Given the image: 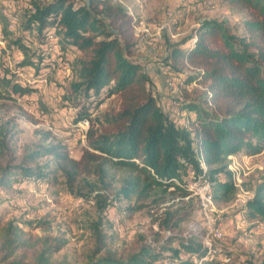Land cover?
I'll return each instance as SVG.
<instances>
[{"label":"trees","instance_id":"trees-1","mask_svg":"<svg viewBox=\"0 0 264 264\" xmlns=\"http://www.w3.org/2000/svg\"><path fill=\"white\" fill-rule=\"evenodd\" d=\"M228 2L245 16L242 34L226 22L203 20L187 39L169 45L157 73L164 70L168 82L182 83L170 107L160 102L156 75L133 58L139 40L123 5L113 0H23L12 13L18 24L13 30L9 13L0 11L6 24L1 39L11 38L9 46L23 55L22 66L36 74L51 67L52 43L60 58L73 62L69 99L79 107L75 122L90 123L79 159L61 142L27 146L18 153L3 132L0 189L45 185L58 176L72 188L94 177L110 191L95 190L87 199L101 212L112 203L108 196L137 202L154 198L156 227L135 253L117 255L107 249L109 237L100 220L93 227L96 246L87 264H222L204 259L200 234L189 236L188 229H181L195 211L194 199H186L191 195L186 182L202 173L200 154L216 203H231L239 188L228 169L229 158L264 150V0ZM2 68L0 99L32 92ZM190 68L198 71L186 73ZM117 172L126 173L120 183ZM254 191L245 205L247 215L264 220V181ZM49 225L44 219L19 225L0 218V264H71L56 258L67 242L47 234ZM37 229L44 234H34Z\"/></svg>","mask_w":264,"mask_h":264},{"label":"rangeland","instance_id":"rangeland-1","mask_svg":"<svg viewBox=\"0 0 264 264\" xmlns=\"http://www.w3.org/2000/svg\"><path fill=\"white\" fill-rule=\"evenodd\" d=\"M23 0H0V11L10 13ZM133 8L137 17L147 28L153 29L163 18L167 10L174 11V21L171 30L165 32L162 41L156 42L152 37L138 41L139 45L133 58L146 66V69L156 75L154 85L165 107H170L174 97H179V86L175 80L173 86L168 82V75L163 69L168 48L171 43L187 39L198 23L203 20H218L226 22L237 34H242L244 14L237 12L228 0H124ZM0 12V74L2 66L10 70L7 77L24 88H32V92L20 95L11 94L10 98L0 99V140L1 134L7 135L10 145L21 153L27 146L61 142L67 146L74 159H79L86 140L77 130L79 122H75L79 111L77 102L69 99L73 93L74 74L73 62L60 58L50 44L49 52L55 67L45 68L39 74L30 66H22V53L16 47H10L5 36V19ZM55 58V59H54ZM156 73V74H155ZM178 88V89H177ZM238 155L234 158L236 167V182L239 184L238 194L254 191L264 181V150L254 156ZM126 176L117 172L120 183ZM119 183H114L116 188ZM110 191L94 177L80 180L70 188L62 176L52 178L48 184H13L11 189H0V218L3 222L16 221L23 225L28 221L44 219L50 222L47 234L66 240L65 247L56 256L66 258L71 264H87L96 246L93 234L94 224L102 220L104 234L109 237L108 247L117 255L135 253L145 236H151L156 225V205L154 198L137 202L122 199L114 201L113 196L107 197L111 203L107 210L101 212L93 201L87 202L91 193ZM115 191V190H114ZM243 191V192H242ZM237 198V197H236ZM188 223L201 224L198 204ZM136 208L130 211V208ZM217 223L224 233V240L219 243L224 254L216 258L222 264H262L264 262V220L251 219L247 208L238 209L231 203H217ZM241 214L242 218H236ZM121 216L116 223L113 217ZM189 224L181 230L186 232ZM180 230V231H181ZM43 235L44 231H33ZM231 250V251H230ZM232 254L229 262H224L227 252Z\"/></svg>","mask_w":264,"mask_h":264},{"label":"built area","instance_id":"built-area-1","mask_svg":"<svg viewBox=\"0 0 264 264\" xmlns=\"http://www.w3.org/2000/svg\"><path fill=\"white\" fill-rule=\"evenodd\" d=\"M114 3L123 5L130 16L133 19V26L134 31L137 39L139 41H143L144 38L152 37L156 42H161L163 39V33L169 32L171 30L172 22L174 21V11L173 10H167L165 17L163 20H161L153 29L147 28L143 22L140 21V19L137 17L136 13L133 11V8L128 5L124 0H113ZM208 4H210V0L207 1ZM15 11L16 9L13 8ZM9 13V18L11 20V30L15 29L17 27V20L12 17V13ZM29 37V34L27 35ZM54 37H52L53 39ZM54 40V39H53ZM55 50V53H57V46L56 44L51 45ZM55 59V58H54ZM52 68L55 67V64L52 63ZM198 70H194L193 68H190L186 73H194ZM175 80V79H174ZM176 81V80H175ZM178 86L182 83L179 81H176ZM170 85L173 86L174 83H172V80L170 81ZM195 85V84H194ZM23 86V84H21ZM178 89V88H177ZM89 120L83 119L79 121L77 130L81 132L82 137L85 138L86 131L89 128ZM199 162L201 166L202 173L200 174H193L191 178L186 182V188L191 192V195L187 197L186 199L195 198L198 204V213L201 220V224L196 223H190L188 226L187 234L189 236H192L194 234H200L202 237V245L207 251V256L204 258L205 260H214L218 258L220 255L224 254L221 246H219V243L224 240V233L220 229L218 223H217V203L214 197V193L211 186L210 177L207 175V165L205 163L204 157L200 154L199 156ZM235 156L231 157L234 158ZM244 158H248L247 155L244 156ZM228 169L231 172V175L233 176L234 182L237 185L238 188L239 184L236 182V167H235V160L231 159ZM243 192V191H242ZM255 191H246L243 194H237V198L233 201V206L241 209L245 207V205L254 199ZM114 222L118 223L121 220L120 215H116L113 217ZM167 236L171 235V232L166 233ZM231 251V250H230ZM230 253L229 251L227 254ZM227 254L225 255L224 262H229L231 258H228Z\"/></svg>","mask_w":264,"mask_h":264},{"label":"crops","instance_id":"crops-1","mask_svg":"<svg viewBox=\"0 0 264 264\" xmlns=\"http://www.w3.org/2000/svg\"><path fill=\"white\" fill-rule=\"evenodd\" d=\"M238 217H239V218H242V215H241V214H239V215H237V216H236V218H238Z\"/></svg>","mask_w":264,"mask_h":264}]
</instances>
